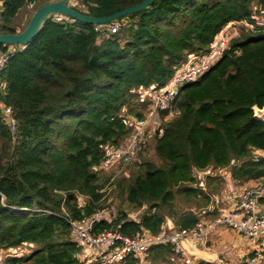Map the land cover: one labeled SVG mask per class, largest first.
Masks as SVG:
<instances>
[{
	"label": "trees",
	"instance_id": "trees-1",
	"mask_svg": "<svg viewBox=\"0 0 264 264\" xmlns=\"http://www.w3.org/2000/svg\"><path fill=\"white\" fill-rule=\"evenodd\" d=\"M28 1L2 0L0 33L16 31L12 20ZM50 1L34 0L36 6ZM141 1L72 0L71 6L102 17ZM261 10L264 0H155L124 16L116 33L52 16L26 45L0 44V52H12L0 71V105L11 109L15 121L12 131L0 107L4 264H86L71 237V221L104 206L105 186L107 195L118 193L134 208L147 209L138 220L123 210L111 220L100 218L94 232L113 228L134 237L143 230L161 232L163 207L170 218L177 216L175 227L200 221L198 211L178 214L172 205L180 192L209 202L195 171L230 166L233 178H263L264 157L251 155L264 150V113L255 116L253 109H264ZM238 22L248 36L239 34L207 72L178 89L176 115L162 121L153 141L159 163L143 156L130 162L136 172L128 181L125 173L102 180L99 161L133 133L128 116H145L144 91L164 88L190 56L210 53L221 30ZM22 245L29 252H18ZM172 254L170 243L153 244L147 261ZM136 261L128 254L120 264Z\"/></svg>",
	"mask_w": 264,
	"mask_h": 264
},
{
	"label": "built area",
	"instance_id": "built-area-1",
	"mask_svg": "<svg viewBox=\"0 0 264 264\" xmlns=\"http://www.w3.org/2000/svg\"><path fill=\"white\" fill-rule=\"evenodd\" d=\"M34 4V0H30L26 6L30 9L34 7ZM262 11L264 10L260 12ZM54 18L59 20L63 16L55 15ZM125 24L126 19L121 17L107 24H98L96 29L116 33ZM261 24L264 25V21H261ZM224 30L222 29L217 36L216 46L210 53L201 56H190L184 65L176 69L174 76L164 88L144 91L143 98L147 101V112L144 118L134 119L133 122H130L133 126L132 135L123 144L116 148L111 147L107 151L97 165L99 170H108L113 164L118 162H121L119 164H122V162L126 164L137 159V154L147 147L146 141L148 142L149 133L147 134L145 129L149 127H146L148 119L150 124H153V121H157L159 114L162 116L163 113H171L180 86L197 80L220 58L226 47V39L223 36ZM11 53L8 51L0 52V71L7 63ZM0 107L6 116V120L11 125V130L14 131L15 121L11 116V109L1 105ZM262 157H264V154ZM260 199L264 200V179L237 195L231 211L221 213L210 220H200L191 228L173 227L162 232V227L161 232L156 235L143 230L141 234H137L134 237L122 235L111 228L94 232L95 222L105 216L103 211H97L80 220L71 221V237L82 247L83 252L81 255H85V251L92 253L85 256L86 264H119L128 254H132L137 258L135 264H149L147 261L149 248L151 245L158 243H170L173 247L174 255L177 254L182 259L179 260L181 264H194L196 261L188 255L182 246L184 240L207 246L209 238L219 228L233 230L251 239L258 237L264 232V210L257 212ZM166 232L168 233L166 234ZM250 257H246L241 264H261L259 253L256 252ZM172 258L171 260H174V257ZM0 264H4V260H1ZM220 264H223V262L221 261Z\"/></svg>",
	"mask_w": 264,
	"mask_h": 264
},
{
	"label": "rangeland",
	"instance_id": "rangeland-1",
	"mask_svg": "<svg viewBox=\"0 0 264 264\" xmlns=\"http://www.w3.org/2000/svg\"><path fill=\"white\" fill-rule=\"evenodd\" d=\"M0 3H2V0H0ZM38 6L39 5H38V2H37V6H36V4H34V7L30 8V11L33 12ZM0 11H1V7H0ZM30 11L25 6L22 7V8H20V10L18 11V13L16 14V16L14 17V19L12 20V25L15 26L18 29H22L23 26L26 23V19L32 14V12H30ZM257 17L259 18L260 23H261V21H264V11L258 13ZM245 31H246L245 26L241 22L228 25L226 27V29L223 31V36L226 39L225 40V43H226V47L225 48H227L230 45V43L234 39L237 38V36L239 34H242L241 35L242 37L243 36H248V33L249 32L243 33ZM251 35H256V34H251ZM215 46H216V42H215ZM143 112H144V114H146L147 107H146V109L143 110ZM175 112L176 111L173 108V110H172L171 113H163L162 116L159 114L157 121H155V122L153 121V124H150V121L148 119V123H147L146 127H148V126L149 127L147 129H145L146 133L147 134L149 133L148 142L146 141V146H147L146 148H147V150L144 153H142L140 151L137 154V156H136L137 159L134 162H132V164H134L136 162L138 163L140 160L143 159V156H148V159L151 160L152 162H154L155 164L156 163H159V161L157 160V158L155 157V155L152 153L153 152L152 148H153V145H154L153 144V141L157 137L158 128L160 127L162 121L164 122L165 120L174 117L176 115ZM128 117H129L128 122H133L134 121L133 116H128ZM128 139L129 138H127L126 140H128ZM251 155L252 156H255V157L256 156L258 157V154H256L255 151ZM119 163H121V162H118L117 164H113L111 166V168L108 169V170H101L100 171L101 179L104 180V179L110 178V180H111V177H113V176L114 177H118L119 175H121L123 173H125L128 176L130 175L129 177L125 178L126 181H128L129 179H131V177L136 172V168H133L132 169L129 166V165H132L130 163H126V164H124L123 162H122V164H119ZM157 165H159V164H157ZM218 169H226V170H229L230 169V166L223 167V168H218ZM214 171L215 170H208L207 173L209 175H213L214 174ZM215 179H216V181H215ZM217 180H219V181H217ZM207 183H208V186H205V184L203 183L201 185V187H203V188L206 187V190H207V192H209V194H212L213 192L215 193V192L219 191L221 188H224V184H223V182H221V179H217V178H214V177H210V179L207 181ZM198 187H200V186H198ZM109 190H110V186H105L103 188V191L105 192V194L103 196V199H104V203L105 204L99 210V211H103L104 212V214H105L104 218L105 219L111 220V218L116 217L117 213L119 211H122V210L127 212V216H129V217H136L137 218L142 213V210H146L147 209V206L144 207V209L134 208L133 206L129 205L125 201L124 197L120 196L118 193H114V195H109V194L107 195V193L109 192ZM174 190H178V188H174ZM78 200H79V202L81 204H83L84 197L79 196ZM208 203L209 202L206 203L202 199L199 200L198 197H193L191 195L184 194V193L180 192V194H176L175 195V198H174V201L172 202V205H173V210L175 212H177L178 214H180L181 212L188 211L189 209H194L195 211H198V210H200V208H203V207L207 206ZM181 205L183 207L182 208H179V206H181ZM160 212H162L166 216V218H170L169 216H167L168 211H167L166 207L161 208L160 209ZM215 213H217V212H215ZM218 215L219 214H211L209 216H204V217L201 216V219L200 220H203V219L204 220H206V219L207 220H210V219H213L214 217H216ZM176 217L177 216L174 215V219L170 218L173 223H174V220L176 219ZM132 219H134V218H132ZM166 228H167V224H165L163 226V231L162 232H164V230H166ZM176 228H177V226H176ZM179 228H181V227H179ZM111 229H113V228H111ZM167 233L168 232H166V234ZM21 249L22 250L21 251L18 250V252H20L21 254H24V253L29 252L30 247L28 245H22V248ZM85 252H86L85 255H80L79 256L80 259H86L85 256L92 254L90 251H85ZM262 254H264V253H262ZM253 255H254V252H251V253H248L247 254V257L248 258H251L250 256H253ZM172 257H174V260H171V259H168V258L167 259H162V260H157V261H151L150 260V264H181V262L179 260H182V259L179 257V255H177V254L174 255V252H173Z\"/></svg>",
	"mask_w": 264,
	"mask_h": 264
},
{
	"label": "crops",
	"instance_id": "crops-1",
	"mask_svg": "<svg viewBox=\"0 0 264 264\" xmlns=\"http://www.w3.org/2000/svg\"><path fill=\"white\" fill-rule=\"evenodd\" d=\"M25 7L30 11V9L26 5ZM254 151L256 154H258V156L259 155L263 156L264 154V150L262 149L258 151L257 150ZM254 151H252V153ZM214 170H215L214 174L209 176L217 179H221V182H223L224 184V188H221L219 191L215 193L213 192L212 194H209V192L207 193V196L210 198V201L207 206L200 208V210H198L199 212L198 215L200 216V219H201V215L204 217V216H209L211 214H221L231 211L234 207L235 198L237 195H239L246 188H249L252 185L264 179L263 176V178L260 179L241 180V179L233 178L230 170L218 169V168ZM194 173L197 182L199 181L198 185L200 186V188L206 190V187L203 188L201 187V185L203 183L205 184L207 180L206 177L208 176V174L199 171H195ZM182 207L183 206L181 205V208ZM205 210L208 212V214L203 215L206 212ZM263 210H264V200L260 199L257 207V212H261ZM188 211H194V209H189ZM131 218L137 220L139 217L137 218L131 217ZM165 224H167V218H166V223H164V225ZM172 225H173L172 228L175 227L173 222ZM166 229H170L168 224ZM184 242L187 244L189 248V252L193 253V255H191L186 250L188 255L191 256L195 261L198 260L205 261L204 259L200 258L195 254L197 250L204 251L209 254H214L215 259L212 262H210L213 264H220L221 261L223 262V264H241L247 257L248 253L257 252L259 253L261 264H264V254H262L264 253V232H262L257 238L251 239L250 237L243 236L233 230L219 228L218 231L212 234V236L209 238V241L207 242V246L197 244L196 245L197 248H193L191 245L192 242L190 240H184ZM7 252L8 251L6 250L0 251V261L4 260Z\"/></svg>",
	"mask_w": 264,
	"mask_h": 264
},
{
	"label": "water",
	"instance_id": "water-1",
	"mask_svg": "<svg viewBox=\"0 0 264 264\" xmlns=\"http://www.w3.org/2000/svg\"><path fill=\"white\" fill-rule=\"evenodd\" d=\"M72 0H53L44 4L39 5L30 15L26 25L22 29L16 28V31L13 33H0V44L12 45V46H24L30 42L37 32L43 27V25L49 21L52 16L60 15L71 20L86 22L90 24H104L108 23L114 19H118L124 16H127L131 13L140 11L148 7L155 0H143L138 4L130 6L128 8L119 10L109 16L95 17L85 13H82L71 6ZM255 116H262L264 113L263 108H258L257 106L253 107ZM181 208V206H179ZM167 224L172 228V222L167 218ZM197 242H192L191 245L193 248H197ZM182 246L189 254L193 255L192 252H189L187 244L183 241ZM200 258L204 259L207 262H212L215 259L214 254H209L204 251H199L195 253Z\"/></svg>",
	"mask_w": 264,
	"mask_h": 264
}]
</instances>
